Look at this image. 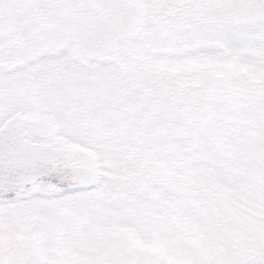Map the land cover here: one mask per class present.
I'll return each instance as SVG.
<instances>
[{
    "label": "snow or ice",
    "instance_id": "1",
    "mask_svg": "<svg viewBox=\"0 0 264 264\" xmlns=\"http://www.w3.org/2000/svg\"><path fill=\"white\" fill-rule=\"evenodd\" d=\"M165 6L181 15L154 22L140 17L125 32L109 33L107 55L113 62L126 68L146 49L161 45L183 48L181 59L207 63L229 62L238 49L264 54V0H166ZM53 60L39 50L18 55L15 62L0 55V264H264V177L251 174L235 188L237 211L250 232L242 243L219 210L192 203L180 180L158 207L132 199L120 204L119 218L128 232L166 254L138 252L127 232L108 240L100 228L99 210L112 206L119 166L133 151L129 141L134 135L141 137L135 153L142 160L166 157L184 176L193 174V161L211 162L209 145L193 129L179 133V147L177 137L169 133L158 152L156 128L148 134L139 131V123L152 118L149 108L141 111L134 126L124 112L106 109L101 91L61 78ZM208 75L217 89L205 94L196 113L202 119H219L216 93L225 92L230 80L226 73ZM224 99L234 116L220 122L221 131L240 133L239 106L247 103L254 113L247 128L254 131L245 133L243 141L255 145L264 139V89L254 98L238 99L225 92ZM19 114L28 115L32 124L13 132L7 121ZM31 128L41 129L44 136L34 135ZM25 138L63 141L86 150L49 153L45 162L37 163L38 153L23 145ZM218 143L225 177L246 172L257 160V153ZM201 224L214 227L226 252L218 245L216 252L203 251L195 260L186 255L185 241ZM18 235L26 237L25 251Z\"/></svg>",
    "mask_w": 264,
    "mask_h": 264
},
{
    "label": "rangeland",
    "instance_id": "2",
    "mask_svg": "<svg viewBox=\"0 0 264 264\" xmlns=\"http://www.w3.org/2000/svg\"><path fill=\"white\" fill-rule=\"evenodd\" d=\"M47 1L49 4V7L52 5L60 3L62 0H42ZM8 0H0V41H3L6 43L7 47L12 48L14 51L13 53H7L4 49H0V55L6 54L9 58L12 60H15V58L18 55L21 54H27L33 50H39L43 52H47L49 55L56 57H59L61 61H65L67 58L70 59L72 53H75L79 55L82 59H92L88 58L89 55L92 54V52H99L103 49V46H107V51L109 50V33H123L126 30H128L133 23L136 22V20L140 17L144 16L142 15L137 0H90V3L87 4L86 7H84L83 10L79 9H71L72 10V20H68V29L66 28H57L55 29L52 34L61 37L62 39L55 40L54 38H46L42 42L34 41L36 36L34 35V25L31 23H26V25L20 27L18 24H12L11 27L6 28L4 26L5 20L4 17H1V12L3 10L6 11L8 7ZM85 9H87V12L85 13ZM104 13L106 15L113 14V19L106 22L99 20L94 21V15H97L99 13ZM71 13V12H69ZM50 14V13H49ZM52 16L55 18H47L48 22H55L56 24H62L65 25L63 22L65 18L60 17L61 12H58L57 8L53 10ZM66 14V13H64ZM76 14H83L81 16H78ZM26 34L24 35L22 32L24 31ZM49 28V25H48ZM23 29V31H22ZM47 35H50V32H48ZM161 46L152 47L150 48L151 52L154 50H160ZM163 51H167L166 49ZM184 49L179 48L176 53L171 52H165L164 54H161L159 56L163 58H167L165 60L171 59L176 62H182L186 63L188 65H196L197 67H212L217 64H223V63H207V62H197V61H191L187 59H181L180 55L183 53ZM59 53H63L62 55H58ZM236 55L233 57L237 59L238 62H240L241 65H243L242 68L249 69V70H261L264 76V54H261L258 51H250L246 49H238L236 52ZM158 56V55H157ZM172 62V61H170ZM228 63V62H227ZM238 67L237 65L233 64L229 67ZM145 67H147L148 72L145 73H136L139 75L138 79V86L133 87V90L136 91H142L143 86L146 84V82L150 79L156 78L159 80L158 77L160 75L157 72L152 73V71L155 68V65H150L149 63L145 64ZM154 67V68H153ZM260 71V72H261ZM240 71L239 73H241ZM64 78L63 76H61ZM241 80L244 81L248 86H251L252 89H255L257 92L264 89V87L261 86L259 82H250L248 77H241ZM240 80V81H241ZM116 84V83H115ZM95 87L98 91H101L105 98L110 95H113L114 91H111L110 94L107 96L105 94L106 92V82L100 80L99 78H95ZM245 86L246 88H249L248 86ZM93 87V86H92ZM93 91H96L93 87ZM256 92V93H257ZM117 98L122 97V94L116 95ZM242 107L249 112L248 114L240 115L239 118H242V121L239 120L242 125V130L245 133L251 135L254 130L247 128V121L252 118L254 113H252L247 103L242 105ZM217 111L222 110L225 114L218 115L217 117L221 120L225 119H231L234 116V113L230 110L229 107L225 108L224 105L221 107L216 108ZM151 120H154V118H151L146 123L145 129L139 130L140 132H143L145 134H148L150 132L151 128ZM218 120V119H213ZM140 129V128H139ZM34 130L35 135L37 136H44V132L39 129H32ZM217 133L214 132L213 141L216 143L215 147H213L212 144H208L211 149H208L210 160L211 162H200L195 161L197 164V167L203 170V172L208 175V180L210 183H212L219 192L225 194V198L228 199L230 197V204L228 205V208H230L229 212L227 213V216L225 219H227L230 223L233 225L236 224L238 220L242 217L239 212L237 211L238 206V194L235 191V188L237 186H242L247 182V179L249 175H255L258 177H264V139L260 140L259 143L255 145H250L248 143L244 142V145L241 144V146L238 148L240 152H252L257 153L258 157L254 164L250 165L248 170L246 172H241L238 175L235 176H228L225 177L222 172L221 165L225 163V161L222 159V155L220 153H217V148L219 146V141L223 140L225 138V135L223 136L221 130H217ZM234 135L231 134V138H233ZM164 137L163 134H161V138ZM140 136L134 135L131 140L129 141L133 151L131 154L125 159L123 162H121L119 166V170L117 175L119 176V180L117 184L114 186V196L115 199L111 202L112 206L110 207H104L99 210V217H100V228L101 231H104L107 236L106 238L108 240L115 239L116 237L122 235L123 233H128V239L132 240V237L134 235L130 232H128L127 226L120 221V204L126 200V199H132L136 202H138L140 205H142L143 202L150 201L153 197V192L150 190L149 184L151 183V178L145 176L143 179V173H132L128 174V170H126V165L130 166V163L133 165L129 167L130 169L136 171H141L145 166L143 165L144 162L138 160V158L135 160L133 157L136 155L135 153V147L138 140H140ZM36 141H45L46 139H40ZM49 142V141H48ZM57 145L68 147L71 149H76V147H79L77 152H84L83 147L76 144H68L63 141L57 142ZM163 146V141H157L156 147L160 151L161 146ZM228 146V145H227ZM241 148V149H240ZM213 153H217L215 156H213ZM160 158V157H159ZM158 158V159H159ZM157 158L151 160V162L148 165H152ZM159 180H157L156 188H158V185H160V188L164 190L165 193L169 191L171 186L176 182L173 178H164L159 177ZM166 189V190H165ZM183 191L192 198V203L196 207H203L202 203L199 202V197L197 192H195L192 188L189 187H183ZM152 193V194H151ZM242 198V197H241ZM152 202V200H151ZM157 204H160L159 200L156 201ZM159 206V205H156ZM227 211V210H226ZM46 219L51 222L52 217H46ZM115 219H118V222L122 223V227H120L116 222ZM245 226V227H244ZM241 226L239 228L235 227L233 228V231L236 233V239L237 242H243L250 238V232L246 230V225ZM204 232L200 233L196 239L193 237L189 238L187 241H185L184 245V251L186 255L195 260L198 259L201 256V253L203 251H210V252H216L218 250V245L224 247V251H227V246L225 242L223 241L222 236L215 234V229L213 230L210 228L209 224H204ZM132 236V237H131ZM215 236V239L213 238ZM26 241L25 235H18L17 236V242L21 246V251H25L23 248V245ZM53 250H55L54 246H52ZM138 252H144L145 250L151 249L153 252L159 253L161 255L166 254L164 250L159 249L153 245L142 243L140 248H136ZM63 255V253H61Z\"/></svg>",
    "mask_w": 264,
    "mask_h": 264
},
{
    "label": "water",
    "instance_id": "3",
    "mask_svg": "<svg viewBox=\"0 0 264 264\" xmlns=\"http://www.w3.org/2000/svg\"><path fill=\"white\" fill-rule=\"evenodd\" d=\"M18 121H20V120L17 119V122H18ZM12 123H14V121H12ZM12 123L10 122L9 125H10V124L12 125ZM13 130H14V129H13ZM25 147H26V146H25ZM26 148H27V147H26ZM28 149H30V148H28Z\"/></svg>",
    "mask_w": 264,
    "mask_h": 264
}]
</instances>
